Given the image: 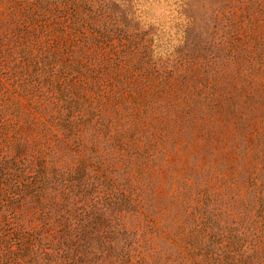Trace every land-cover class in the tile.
I'll list each match as a JSON object with an SVG mask.
<instances>
[{
    "label": "rangeland",
    "instance_id": "1",
    "mask_svg": "<svg viewBox=\"0 0 264 264\" xmlns=\"http://www.w3.org/2000/svg\"><path fill=\"white\" fill-rule=\"evenodd\" d=\"M68 1L104 5L135 35L124 60L154 91L112 174L132 201L133 263L263 264L264 0ZM26 2L52 19V0Z\"/></svg>",
    "mask_w": 264,
    "mask_h": 264
},
{
    "label": "trees",
    "instance_id": "2",
    "mask_svg": "<svg viewBox=\"0 0 264 264\" xmlns=\"http://www.w3.org/2000/svg\"><path fill=\"white\" fill-rule=\"evenodd\" d=\"M25 3L0 0V264H134L112 174L154 92L124 60L142 45L102 4Z\"/></svg>",
    "mask_w": 264,
    "mask_h": 264
}]
</instances>
